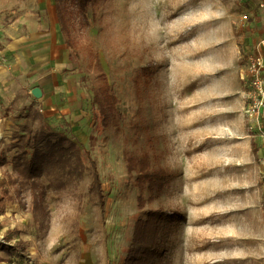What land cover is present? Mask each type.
Masks as SVG:
<instances>
[{
    "label": "rangeland",
    "instance_id": "374dc122",
    "mask_svg": "<svg viewBox=\"0 0 264 264\" xmlns=\"http://www.w3.org/2000/svg\"><path fill=\"white\" fill-rule=\"evenodd\" d=\"M54 4L0 0V182L38 106L95 161L104 205L86 176L51 194L40 229L0 188V244L14 247L0 264H123L135 222L157 209L175 216L160 264H264L261 0H97L73 49ZM93 57L118 99L117 126L103 128L91 105ZM125 152L164 171L162 187L141 185Z\"/></svg>",
    "mask_w": 264,
    "mask_h": 264
},
{
    "label": "trees",
    "instance_id": "16d2710c",
    "mask_svg": "<svg viewBox=\"0 0 264 264\" xmlns=\"http://www.w3.org/2000/svg\"><path fill=\"white\" fill-rule=\"evenodd\" d=\"M96 2L97 0H55L54 13L63 42L68 48H74V33L77 28L86 25L87 12ZM93 58L91 105L96 109V118L100 120L103 128L117 126L118 99L99 61L96 57ZM23 118L27 121L12 138V173L7 174L0 182L6 201L15 200L23 208H27L33 221L43 229L49 216L48 199L51 194L76 187L87 176L90 198L102 208L104 195L95 161L89 157L87 151L80 148L71 131L52 128L38 106H31ZM65 125L69 127L66 122ZM125 157L128 171L138 173L137 180L141 185L146 183L150 191L162 187L165 172L150 171L147 156L136 158L125 152ZM9 188L13 190L12 195L9 194ZM24 192L28 193L29 203L22 197ZM173 218L174 214H168L161 209L149 210L145 219L139 218L134 224L123 264H160L161 232ZM4 240L8 242L10 236H6ZM0 250L7 254L14 253V247L7 244H0Z\"/></svg>",
    "mask_w": 264,
    "mask_h": 264
},
{
    "label": "water",
    "instance_id": "95a60500",
    "mask_svg": "<svg viewBox=\"0 0 264 264\" xmlns=\"http://www.w3.org/2000/svg\"><path fill=\"white\" fill-rule=\"evenodd\" d=\"M31 94L34 98L36 99H39L42 95L41 91L39 88H34L32 91H31Z\"/></svg>",
    "mask_w": 264,
    "mask_h": 264
},
{
    "label": "crops",
    "instance_id": "0c3cea01",
    "mask_svg": "<svg viewBox=\"0 0 264 264\" xmlns=\"http://www.w3.org/2000/svg\"><path fill=\"white\" fill-rule=\"evenodd\" d=\"M55 20H56V21H55V22H56V24H58V23H57V19H56V16H55ZM59 30H60V28H59ZM60 34H61V33H60ZM40 91H41V90H40ZM41 93H42V91H41ZM42 94H43V93H42ZM41 96H42V95H41Z\"/></svg>",
    "mask_w": 264,
    "mask_h": 264
},
{
    "label": "built area",
    "instance_id": "2783aa9c",
    "mask_svg": "<svg viewBox=\"0 0 264 264\" xmlns=\"http://www.w3.org/2000/svg\"><path fill=\"white\" fill-rule=\"evenodd\" d=\"M262 5L264 6V0H261Z\"/></svg>",
    "mask_w": 264,
    "mask_h": 264
},
{
    "label": "bare ground",
    "instance_id": "6f19581e",
    "mask_svg": "<svg viewBox=\"0 0 264 264\" xmlns=\"http://www.w3.org/2000/svg\"><path fill=\"white\" fill-rule=\"evenodd\" d=\"M79 132H80V134H83V131L82 130H80Z\"/></svg>",
    "mask_w": 264,
    "mask_h": 264
}]
</instances>
